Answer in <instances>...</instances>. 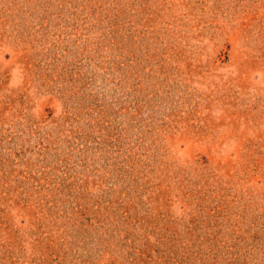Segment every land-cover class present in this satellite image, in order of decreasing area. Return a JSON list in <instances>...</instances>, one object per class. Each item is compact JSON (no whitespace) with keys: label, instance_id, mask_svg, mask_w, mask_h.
I'll use <instances>...</instances> for the list:
<instances>
[{"label":"rangeland","instance_id":"1","mask_svg":"<svg viewBox=\"0 0 264 264\" xmlns=\"http://www.w3.org/2000/svg\"><path fill=\"white\" fill-rule=\"evenodd\" d=\"M0 264H264V0H0Z\"/></svg>","mask_w":264,"mask_h":264}]
</instances>
